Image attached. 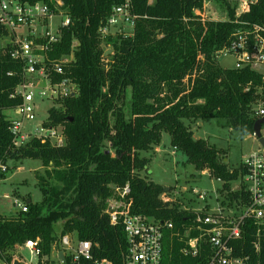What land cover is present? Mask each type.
<instances>
[{"label": "trees", "instance_id": "trees-1", "mask_svg": "<svg viewBox=\"0 0 264 264\" xmlns=\"http://www.w3.org/2000/svg\"><path fill=\"white\" fill-rule=\"evenodd\" d=\"M26 1L45 3L69 18V24L59 27L58 41L44 52V61L70 57L64 68L77 92L56 101L47 113L50 125L63 127V144L32 138L14 147L4 112L21 101L11 96L22 79L21 65L10 57V44L0 46V166L6 168L8 160L39 159L45 168L36 175L41 200L33 203L27 197L26 211L0 215V260L11 264L14 252L28 239L39 240L38 258L48 257L61 236L74 234L76 240L91 243L89 259H80V264H124L125 233L120 224L110 223L105 209L116 188L128 185L130 212L173 223V230L164 233L161 264H204L210 254L204 242L196 256L181 253L196 229L181 240L172 234L184 235L194 211L162 199L164 186L149 179V158L141 153L158 146L162 132H167L171 146L188 163L222 182L221 203L231 204L244 195L231 189L243 173L240 164L229 170L219 151L194 138L191 127L194 121L212 118L242 136L253 135L254 105L262 97L264 74L249 66L223 68L216 60L240 26L233 22L236 2L217 0L227 18L211 20L202 16L204 0ZM125 1L135 16L132 32L101 37L99 27L113 7ZM241 19L264 24V0H257ZM5 35L0 29V36ZM107 44L112 53L105 61ZM6 174L0 170V180ZM254 233L252 222L245 221L242 237L231 242L233 254L249 256L250 264H264V233L257 252ZM61 264H71L70 256Z\"/></svg>", "mask_w": 264, "mask_h": 264}, {"label": "built area", "instance_id": "built-area-1", "mask_svg": "<svg viewBox=\"0 0 264 264\" xmlns=\"http://www.w3.org/2000/svg\"><path fill=\"white\" fill-rule=\"evenodd\" d=\"M256 2L257 0L240 2L233 19V22L240 26L231 33L228 43L216 53V58L221 54L233 56L234 68L237 69L249 66L256 70L258 66L264 65V24H253L241 19V15L249 12L251 5ZM57 5H61V2L57 1ZM57 14L61 21L54 27L52 18ZM134 18L129 1H125L113 7L107 20L99 27L98 33L101 37L113 34L111 29L121 23L133 27ZM67 24V16L60 11L56 13L45 3L0 0V29L9 37L6 44H10V57L21 65L22 79L11 95L21 101L11 109L14 116L8 118L14 147L25 145L32 138L52 145L64 143L63 127L50 125L46 117L49 108L56 104V101L73 96L77 92V86L66 76L64 68L70 57L45 62L44 52L50 44L58 41L59 27ZM37 39L44 42L39 43ZM55 76L60 78L54 79ZM259 93L262 97L254 105L256 118L264 117V87L259 89ZM45 100L50 101L51 105L46 109L45 118L38 120L37 110ZM261 135L264 137L262 132ZM240 167L243 173L238 180V187L231 189L241 190L245 197L241 194L231 204H223L220 201L221 195L215 192L214 207L206 205L202 209H194L193 224L187 228L184 235L181 236L179 231L172 232L181 240L187 236L189 230H197L196 236L185 241V246L181 248L182 254L196 256L201 248L200 242H204L210 248V254L204 264H250L249 256L233 254L231 242L242 237L244 222L249 220L255 228L252 246L254 251L259 250L260 237L264 233V147L259 144L257 150L252 151L240 162ZM0 170L4 171L5 166L1 165ZM193 193L198 195V199L204 200V195L197 190L194 189ZM128 194V185L116 188V192L107 198L105 209L110 223L120 224L125 233L127 250L124 264H161L164 233L173 230V223L130 212ZM14 204L20 205L21 211L27 209L25 204H20L18 200H15ZM70 235L60 237V244L66 249V252H62L63 257L70 256L71 264H80V259H89L91 243L76 240V245L73 246ZM38 241L28 239L20 247L28 255L29 263L32 258L40 256ZM100 264L109 262L103 260Z\"/></svg>", "mask_w": 264, "mask_h": 264}, {"label": "rangeland", "instance_id": "rangeland-1", "mask_svg": "<svg viewBox=\"0 0 264 264\" xmlns=\"http://www.w3.org/2000/svg\"><path fill=\"white\" fill-rule=\"evenodd\" d=\"M16 1V0H13ZM230 3L236 2V9L242 0H229ZM227 11L217 0H204L202 16L211 20H224L227 18ZM54 27L61 21L59 14L52 18ZM44 22H42L43 24ZM42 31V28L39 29ZM133 30L130 24H119L111 29L113 34H129ZM39 31V32H40ZM9 37L0 36V46H4ZM105 61L112 53L110 44L104 45ZM219 66L223 68L234 67V57L229 54H221L216 58ZM264 74V65L256 69ZM54 104V103H53ZM51 105L50 101H43L37 110L38 120H43L46 116V109ZM7 118L13 117L14 112L5 110ZM194 131V138L203 139L209 145L214 146L219 151V156L224 158L229 170L236 169L240 162L252 151L259 148L258 140L254 135L242 136L239 130L230 128L225 121L218 119H199L191 123ZM264 134V126L261 129ZM142 156L149 158L147 163V174L150 180L161 184L166 191L162 194L164 200L176 202L182 209L194 210L202 209L204 206L214 207L215 192L220 195L219 190L223 184L220 180L210 176L206 170H196L195 167L186 161L185 156L175 150L170 144V136L167 132H162L161 140L158 146L153 150L142 152ZM44 167L39 159L8 160L5 170L6 178L0 180V215L11 217L20 210V205L14 204L18 200L20 204L29 197L30 201L39 202L42 198L41 191L37 185V174L44 173ZM144 175L142 171L140 173ZM238 181L231 183V188H237ZM197 190L204 195V200L198 199V195L193 193ZM15 192V197L13 195ZM7 194L8 197H5ZM56 225V233H58ZM60 226V225H59ZM72 236V245H76V237ZM58 247H56L57 249ZM23 248H18L13 255L11 264H26L28 255ZM37 258L36 261L40 262ZM0 264H5L0 260ZM32 264H34L32 262ZM53 264H59L57 262Z\"/></svg>", "mask_w": 264, "mask_h": 264}, {"label": "water", "instance_id": "water-1", "mask_svg": "<svg viewBox=\"0 0 264 264\" xmlns=\"http://www.w3.org/2000/svg\"><path fill=\"white\" fill-rule=\"evenodd\" d=\"M264 125V117H261V118H257L254 122V125H253V134L254 136L257 138L259 144L264 147V137H262L261 135V126ZM167 188L164 187V191H166ZM58 259L61 261V262H64V257H63V254L62 252L59 253L58 255ZM14 264H17L16 262H14Z\"/></svg>", "mask_w": 264, "mask_h": 264}, {"label": "crops", "instance_id": "crops-1", "mask_svg": "<svg viewBox=\"0 0 264 264\" xmlns=\"http://www.w3.org/2000/svg\"><path fill=\"white\" fill-rule=\"evenodd\" d=\"M14 194H15V192H13V195ZM6 195H5V197H6ZM15 197H17V196H15ZM60 252H66V249H63L62 245L60 244V240H59V242H58V248L56 249V247H54L53 250H52V252H51V254L48 257H45L44 259H41L40 261L48 260L49 261V264H53L55 262L61 264L62 262L58 259V255H59ZM26 256H27V254H26ZM26 256H25V259H26ZM32 259H33L32 262L34 264H38L39 263V261L38 262L36 261L37 258H32ZM28 261H29V258H28ZM32 262L30 261V263L27 262L26 264H32Z\"/></svg>", "mask_w": 264, "mask_h": 264}]
</instances>
